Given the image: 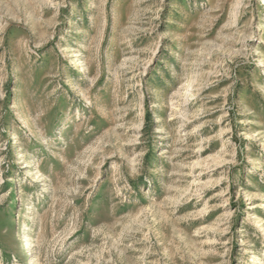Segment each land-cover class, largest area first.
<instances>
[{"label": "rangeland", "instance_id": "rangeland-1", "mask_svg": "<svg viewBox=\"0 0 264 264\" xmlns=\"http://www.w3.org/2000/svg\"><path fill=\"white\" fill-rule=\"evenodd\" d=\"M0 264H264V0H0Z\"/></svg>", "mask_w": 264, "mask_h": 264}]
</instances>
